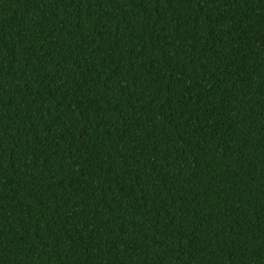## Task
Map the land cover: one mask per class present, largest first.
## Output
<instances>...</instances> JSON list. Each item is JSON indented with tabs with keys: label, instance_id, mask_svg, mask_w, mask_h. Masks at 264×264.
Wrapping results in <instances>:
<instances>
[{
	"label": "trees",
	"instance_id": "1",
	"mask_svg": "<svg viewBox=\"0 0 264 264\" xmlns=\"http://www.w3.org/2000/svg\"><path fill=\"white\" fill-rule=\"evenodd\" d=\"M0 264H264V0H0Z\"/></svg>",
	"mask_w": 264,
	"mask_h": 264
}]
</instances>
